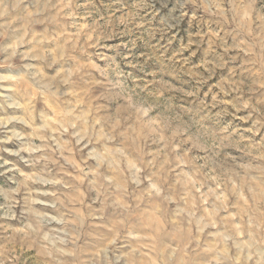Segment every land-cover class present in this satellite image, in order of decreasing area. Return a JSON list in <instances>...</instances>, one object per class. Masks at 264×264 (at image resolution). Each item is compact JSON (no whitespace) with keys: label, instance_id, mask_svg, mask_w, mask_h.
I'll return each instance as SVG.
<instances>
[{"label":"clouds","instance_id":"obj_1","mask_svg":"<svg viewBox=\"0 0 264 264\" xmlns=\"http://www.w3.org/2000/svg\"><path fill=\"white\" fill-rule=\"evenodd\" d=\"M0 264H264V0H0Z\"/></svg>","mask_w":264,"mask_h":264}]
</instances>
